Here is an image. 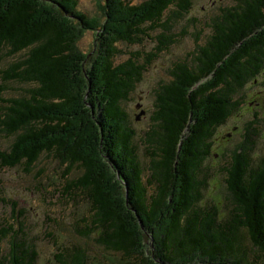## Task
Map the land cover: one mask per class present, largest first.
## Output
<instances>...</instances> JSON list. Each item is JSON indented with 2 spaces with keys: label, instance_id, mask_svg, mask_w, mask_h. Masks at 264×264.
Instances as JSON below:
<instances>
[{
  "label": "trees",
  "instance_id": "obj_1",
  "mask_svg": "<svg viewBox=\"0 0 264 264\" xmlns=\"http://www.w3.org/2000/svg\"><path fill=\"white\" fill-rule=\"evenodd\" d=\"M102 2L95 15L82 11L79 0H0V65L18 55L0 67V92H9V82L26 86L10 97L0 93V138L13 137L9 149L0 144V165L29 172L42 156L61 161L63 192L90 207L75 221L79 239L53 237L57 247L49 256L55 264H90L87 240L93 238L123 264H261L264 156L256 155L262 133L254 122L223 168L232 206L223 214L219 204L203 202L213 137L245 106L244 87L264 75V0L223 7L204 27L209 38L188 54L193 60L175 63L157 87L152 122L143 132L147 169L135 125L141 115L134 119L127 102L153 63L188 33L175 27L195 0ZM90 30L96 33L92 49L101 51L94 66V52L78 46ZM158 30L152 51L126 56L119 47L142 45ZM95 77L100 97L92 90ZM74 169L77 177L70 178ZM3 193L0 186V203H11L13 212L0 211V242L8 249L0 264H41L45 255L24 221L26 211Z\"/></svg>",
  "mask_w": 264,
  "mask_h": 264
},
{
  "label": "rangeland",
  "instance_id": "obj_2",
  "mask_svg": "<svg viewBox=\"0 0 264 264\" xmlns=\"http://www.w3.org/2000/svg\"><path fill=\"white\" fill-rule=\"evenodd\" d=\"M143 1L145 0H130V3L137 4ZM99 2H102V0H79V5L82 11L95 14L99 10ZM235 3H237V0H195L192 13L186 15L185 19H181V23L175 27L176 31L184 29L188 33L181 38L180 42L175 43L169 51L162 54L161 58L159 57L153 63L150 71L145 75L144 81L138 85L137 91L131 94V99L127 102V108L132 113L134 119H136L137 114L141 115L139 119L135 120V125L138 128V142L142 145L143 165L146 169L149 167L150 162L145 154L144 141L146 139L143 137V132L149 129L152 122L151 118L155 106L157 87H159L163 80L170 78L169 72L175 63L182 59L184 60L191 51L197 50L198 44L205 43L206 39L209 38L208 35L211 33L208 27L212 24L213 17L221 14L223 7ZM207 25L208 27L205 29L204 27ZM160 31L154 32L153 39H148L142 45L120 43L119 47L125 50L126 56L134 50L152 51L158 45L156 36ZM95 34L91 30L83 33L80 36V45H78L83 52L86 51L91 54L94 52L93 54L96 56L92 59V66L97 63L96 58L99 57L101 52L97 48L96 50L92 49V45L96 42ZM126 56H121L119 59L122 60ZM17 57L18 55L7 58L0 67L8 65L10 61ZM188 58L192 61L193 55H189ZM263 76L254 82L257 85L249 83L244 87L240 98H243V101L246 102L245 106L241 112L237 111V114L215 133L212 155L205 161L208 172L212 174V177L209 180L210 186L205 190V202L203 204H207L210 201L215 202L221 206L223 214L232 206L231 193L225 182L227 174L223 168L229 165L225 166L231 159V151L244 140L243 134L246 132L245 127L249 125V122H254L253 127H257L259 131L261 130L262 134L258 138L259 146L257 147L256 155L264 156V112L261 108L264 105V96H255V93L259 90L264 93ZM1 84L3 85L5 82L0 79ZM99 84L98 78L95 77L92 90L94 91V95H99L100 97L98 93ZM8 85L12 88L9 89V92H0L1 95L10 97L13 96L11 94H20L22 88L26 87L17 82H9ZM29 86H31L30 83H27V87ZM19 87L21 90L18 89ZM240 98L238 99L240 100ZM259 101H261V104ZM89 103H87V110L90 108ZM248 104L249 107L247 108ZM91 111L93 112L92 108ZM254 112L255 114H253ZM230 134L231 136H229ZM0 144L4 150L9 149L13 144V137L0 138ZM119 154L121 155L120 152ZM42 157L43 159L40 164H36L29 172H26L23 165H18L17 167H1L0 165V186L4 189L3 194L6 198L18 202L17 210L24 209L26 211L27 218L24 221L29 230L31 229V233L37 237V242L42 246V254L45 255L42 258L41 264H55L53 256H49L55 250L54 248L52 252L53 246H55L52 243V238L56 237L55 240L58 243H71L79 239V235L76 234L74 229L75 221L82 215L89 214L88 209L90 207L89 203L83 200V198H80V201L73 202L63 192L64 185L66 184V178L63 175V172L66 170L65 164L61 161H55V159L50 157ZM255 162H257V159ZM74 171L75 173L73 171L70 173V178L77 177V169H74ZM152 187L154 188V186H151L150 190L153 189ZM0 211L3 216L10 217L11 212H13L12 204L9 202L6 204L0 203ZM164 224L163 221L158 223L157 226L162 227ZM50 232L54 233V236L50 237ZM44 236L47 237L48 242L42 240ZM87 241L91 243L90 249H92L90 264H123L122 256L119 259L118 255L114 252L95 243L93 238ZM146 243L147 246L148 244L152 246V240L149 239V236ZM6 247V242H0V254L8 251ZM261 264H264V261Z\"/></svg>",
  "mask_w": 264,
  "mask_h": 264
}]
</instances>
